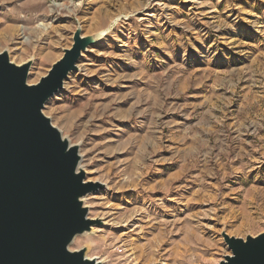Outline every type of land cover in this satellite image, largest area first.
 <instances>
[{"label":"rangeland","instance_id":"374dc122","mask_svg":"<svg viewBox=\"0 0 264 264\" xmlns=\"http://www.w3.org/2000/svg\"><path fill=\"white\" fill-rule=\"evenodd\" d=\"M87 47L43 114L77 145L101 264H218L264 230V0H0V53L44 77Z\"/></svg>","mask_w":264,"mask_h":264},{"label":"water","instance_id":"95a60500","mask_svg":"<svg viewBox=\"0 0 264 264\" xmlns=\"http://www.w3.org/2000/svg\"><path fill=\"white\" fill-rule=\"evenodd\" d=\"M100 37L82 36L78 26L71 46L35 84L28 83L30 60L17 65L7 50L0 53V264H101L85 248L70 250L98 223L83 200L101 185L84 181L78 146L43 114ZM222 236L230 255L218 264H264V230Z\"/></svg>","mask_w":264,"mask_h":264},{"label":"bare ground","instance_id":"6f19581e","mask_svg":"<svg viewBox=\"0 0 264 264\" xmlns=\"http://www.w3.org/2000/svg\"><path fill=\"white\" fill-rule=\"evenodd\" d=\"M17 65H20V64H17ZM80 159H81V160H80V162H79V168L82 169V170L85 172V170L81 167V162H82V155H81V154H80ZM84 181H85V182H90V181L87 180L86 178L84 179ZM85 200H86V198H84V200H83V204H84V207H87L86 204H85Z\"/></svg>","mask_w":264,"mask_h":264}]
</instances>
